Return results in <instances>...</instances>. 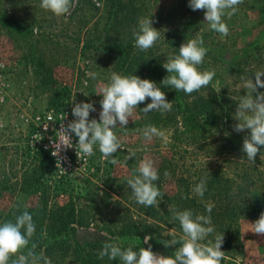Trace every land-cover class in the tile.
<instances>
[{"label": "rangeland", "instance_id": "1", "mask_svg": "<svg viewBox=\"0 0 264 264\" xmlns=\"http://www.w3.org/2000/svg\"><path fill=\"white\" fill-rule=\"evenodd\" d=\"M98 3L102 6H97V0H73L70 13L57 17L40 7L41 0H0V13L15 27L0 25V84L8 85L0 106V224L18 209L37 212L45 203L55 208L72 200L75 230L94 229L100 233L96 241L120 243L116 235L136 221L146 229L144 240L155 220L139 211L127 179L139 174L140 161L148 157L158 169L160 178L154 184L163 194L162 205L168 202L164 194L183 193L189 186V193L198 200L209 197L208 203L223 207L216 208L215 231L201 243H214L221 233L219 225L224 226L221 250L225 258L238 264H264V235L250 229V223L264 212V160L258 152L255 163L249 161L241 150L248 132L233 129L238 123L234 119L238 102L247 94L239 85L248 79L254 81L256 71H264V0H244L235 15L225 17L230 33L224 38L211 30L204 19L205 10L193 11L189 0ZM144 17L152 18L161 35L154 47L140 51L134 46L133 32ZM191 17L194 26L187 30L186 39L203 37L208 52L200 69L215 70L212 83L191 95L168 88L164 92L173 107L166 113L153 110L145 114L142 109L151 102L139 104L135 120L130 117L125 128L118 122L114 129L123 145L114 157L105 160L97 145L81 171L58 177L52 168L49 174L41 175L38 156L28 141L30 124L23 116L56 109L53 106L59 101L69 104L76 100L94 103L96 111L90 112L89 119L99 120L103 97L96 92L100 85L109 83L111 73L124 74L120 57L124 55L132 68L137 66L139 55L153 56L163 64L168 57L178 55L179 47L170 45L169 39ZM121 42L127 45L118 52ZM90 73L97 74L96 78ZM261 92L264 88L257 89L254 97ZM214 95L212 102L216 103L208 109L201 99ZM149 124L166 132V147L160 138L144 139L142 130ZM129 149L135 151L132 158ZM260 152L264 154V146ZM113 158L119 161L117 165L110 163ZM214 173L228 177V181L221 177V185H215L221 189L197 196L195 185L204 177L208 183ZM168 222H159L157 231L171 241L182 237V228ZM102 263L98 257L96 264ZM115 263L122 264L119 258ZM53 264L79 262L69 253Z\"/></svg>", "mask_w": 264, "mask_h": 264}, {"label": "clouds", "instance_id": "2", "mask_svg": "<svg viewBox=\"0 0 264 264\" xmlns=\"http://www.w3.org/2000/svg\"><path fill=\"white\" fill-rule=\"evenodd\" d=\"M243 2L244 0H189V7L193 11L205 10L204 19L211 30L224 38L230 33L224 18H231L235 15L239 10V5ZM97 6H102L98 0ZM40 7L60 17L70 13L73 0H41ZM151 17L141 18L138 30L133 32L134 46L140 51H147L154 47L160 39V31L153 27ZM207 52L208 48L204 46L202 36L183 43L179 47L178 55L168 57L163 63V68L169 75L161 81V84L188 95L209 86L216 75L215 70L202 71L200 69ZM89 75L95 79L97 74L90 73ZM262 77H264V71H256L254 81L248 79L239 85L240 89L247 90V94L242 96L238 102L234 115V119L238 121L233 125L234 131L239 133L247 130L248 132L244 137L241 150L253 163H255L258 152L260 159L264 160V154L260 152L261 146H264V92L255 97L253 95L257 89L264 88ZM96 94L103 97L100 101L102 108L99 113L100 119H89L90 112L96 111L94 103H76L72 108V115L75 119L66 127L61 125L62 131L58 139L52 142L54 157H59L62 150L66 152L74 147L72 134H75L78 137V143L75 145L78 158L83 159L94 155V149L98 145L102 157L107 160L109 157H114V154L123 146L114 129L118 122L121 128H125L130 117L135 120V111L139 104L151 99V103L142 109L145 114L153 110L166 113L173 107L172 103L167 100L165 92L155 81L142 79L135 74L111 73L109 83L100 85ZM142 135L146 141L160 138L165 147L169 143L166 132L155 125H146L142 130ZM128 151L129 158L135 156V151L130 149ZM110 163L117 165L119 161L113 158ZM59 166L57 163V167ZM137 172L138 175L127 179V184L132 189L136 202L145 207H159L163 194L154 184L160 178L154 161L145 157L140 161ZM164 175L167 177L169 173L166 171ZM206 190L207 177H204L195 185L193 192L202 198ZM213 207L211 203L206 205L209 213L207 216H194L191 209L176 211L173 206H169V211L174 213L173 219L179 221L183 231V236L179 241L180 246L176 248L174 256L157 254L151 246L141 247L139 251H135L137 241L132 239L126 248L121 247L123 241L104 243L98 252V257L100 259L107 257L109 260L119 258L122 264H221L225 259L224 251L221 250L224 235H216L214 243L212 241H208L207 244L201 243L215 231L210 216ZM250 224V229L254 233L264 235V212L254 223ZM35 233L36 225L33 216L28 211L18 215L15 222L6 221L0 224V264H53L52 259L43 252L37 253V244L32 243ZM150 239L151 236H146L144 243H148ZM177 243L178 241L174 239L165 243V246ZM25 250H27L26 254Z\"/></svg>", "mask_w": 264, "mask_h": 264}, {"label": "trees", "instance_id": "3", "mask_svg": "<svg viewBox=\"0 0 264 264\" xmlns=\"http://www.w3.org/2000/svg\"><path fill=\"white\" fill-rule=\"evenodd\" d=\"M0 25L3 27L12 29L14 26L11 23V20H9L6 17H3V13H0ZM194 26V22H192V17L189 18L182 29L176 28L174 30L173 36L169 39L170 45H174L177 47H180L183 43L187 42V30ZM15 28V27H14ZM127 45L126 42H121L119 46V51L121 49L125 48ZM123 65V75H137L142 79H150L157 83L159 87L163 91H166L168 87H164L161 84V81L168 75L166 73V69L163 68L162 62L153 57V56H141L139 55L137 58V66L135 68H132L131 65H129V62L127 58L123 55L120 57ZM222 59V58H221ZM62 91V90H61ZM66 89H64L65 93ZM214 96H209V98L206 100V98H202L203 105L209 109L212 107V104H215L216 102H212L215 100ZM65 103L67 102L64 100ZM151 102V99H147L145 102L141 103V105H144L146 102ZM66 104L59 102L55 103V106L53 108L59 109L62 106ZM190 117V116H189ZM189 119V118H188ZM191 121V120H190ZM35 155L38 156V167L41 169L42 173L44 172L49 174L52 172V159L51 157L42 150H36L34 151ZM222 178H225V180L228 181V177L220 176L219 173H214L211 179L207 183V190L204 194H213L216 190L221 189V187H216V183L221 185ZM224 182V181H223ZM189 186L187 189L184 190L183 193H185V197H182L181 192H177L173 194L172 196H168L164 194V197L167 199V204L162 205L159 204V207L153 206V207H145L140 204L139 211L146 216L153 218L155 222L150 224L149 228L147 230L149 233V236H151V239L148 241V243H144V235L146 229L143 227H140L136 221L133 222V224L128 227V230L125 232H119L116 237L120 238V241H123V244H121L122 248H126L128 246V243L135 239L137 241L136 246L134 247L135 251H139L141 247H149L151 246L152 250L156 253H162L166 255H173L175 253L176 248L180 246V236H175L172 238V240L178 241L176 245L171 246H165V243L171 242V238L162 236L158 231L157 228L160 227L159 222L175 224L177 228H181L180 223L178 220L173 219V211H169V206H173L176 211H183L185 209H191L193 211V215H209V213L206 210V205L209 204V197L205 200H198L196 196L189 193ZM199 202V203H198ZM235 204V203H234ZM232 206H229V211H232ZM216 208H219L217 205H214L212 208V211L210 213L211 219H212V226L214 227V223L217 222L218 213ZM220 210L223 209V207L219 208ZM28 211L32 216L34 223L36 225V233L34 237L32 238V243L37 244L36 251L37 253L43 252L44 255L50 257L53 262H57L58 259L65 258L66 255L69 253H72L75 257V259L79 262V264H96V261H98V252L102 249L103 244L106 243L102 240H98L96 242H88L84 244H80L76 241L74 233H75V226L74 223L76 222V215H75V203L70 200L63 204H56L55 208H48L45 205L42 209L39 211L34 210H26ZM24 211L21 209H18L16 211L11 212L7 216L4 217L5 222L6 221H12L15 222V219L18 215H21ZM219 230H221L220 234H223L226 232L224 226L219 225ZM46 233V234H45ZM225 236V235H224ZM118 238V239H119ZM116 239V238H115ZM114 239V241H116ZM206 241V239L204 240ZM165 242V243H164ZM25 250V254H26ZM109 259L106 258L103 259L102 264H108ZM110 264H116L115 260ZM221 264H238L235 260L231 258H225Z\"/></svg>", "mask_w": 264, "mask_h": 264}, {"label": "built area", "instance_id": "4", "mask_svg": "<svg viewBox=\"0 0 264 264\" xmlns=\"http://www.w3.org/2000/svg\"><path fill=\"white\" fill-rule=\"evenodd\" d=\"M8 85L2 82L0 84V106L6 99V87ZM78 101H70L69 104L64 105L59 109H46L41 112H36L33 115L23 116L26 123L30 124V131L28 132V141L33 150H42L46 152L52 159V168L58 177L68 176L74 172L81 171L83 162L88 157L83 159L78 158L75 145L78 143V137L72 134V142L74 147L68 149L66 152L61 151L59 157L52 155V142L58 139L62 131L61 125L65 127L67 124L75 119L72 115V108ZM1 115V111H0ZM67 157V159H65ZM57 163L60 165L57 167ZM68 174V175H67Z\"/></svg>", "mask_w": 264, "mask_h": 264}, {"label": "water", "instance_id": "5", "mask_svg": "<svg viewBox=\"0 0 264 264\" xmlns=\"http://www.w3.org/2000/svg\"><path fill=\"white\" fill-rule=\"evenodd\" d=\"M74 236L76 241L82 244L87 241H96L100 238V233L90 228H76Z\"/></svg>", "mask_w": 264, "mask_h": 264}]
</instances>
